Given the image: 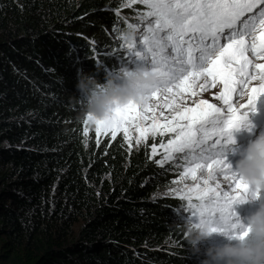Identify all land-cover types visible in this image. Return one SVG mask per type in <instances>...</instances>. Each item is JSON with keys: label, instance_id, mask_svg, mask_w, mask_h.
<instances>
[{"label": "trees", "instance_id": "trees-1", "mask_svg": "<svg viewBox=\"0 0 264 264\" xmlns=\"http://www.w3.org/2000/svg\"><path fill=\"white\" fill-rule=\"evenodd\" d=\"M117 5L118 0H0V195L13 205L1 204L0 232L8 239L0 242L24 256L23 264H57L60 252L74 253L79 243L101 237L122 243L130 239L127 232L140 234L138 239L179 234L171 220L177 199L150 197L169 180L155 162L160 156L149 150L152 142L136 145L122 132L113 139L111 132L96 134L91 127L87 136L80 133L81 109L71 99L79 95L77 73L103 81L104 71L117 62L105 58L106 65L95 66L90 54L99 53L89 42L106 40L103 30L111 25L106 19H114L107 8ZM56 220L54 229L82 220L84 237L58 243L49 226ZM102 225L103 235L96 229ZM36 241L40 254L29 252ZM62 247L58 254L55 249ZM81 250L85 264H133L140 256L138 247L136 256L122 257H110L105 248L111 259ZM150 253L182 264L168 250L144 254Z\"/></svg>", "mask_w": 264, "mask_h": 264}, {"label": "snow or ice", "instance_id": "snow-or-ice-1", "mask_svg": "<svg viewBox=\"0 0 264 264\" xmlns=\"http://www.w3.org/2000/svg\"><path fill=\"white\" fill-rule=\"evenodd\" d=\"M137 2L149 8L146 15L141 14V21L148 16L154 21L148 22L141 38L122 44L111 55L124 53L117 57L121 66L152 67L159 73V81L148 103L117 105L109 118L95 123V131H110L115 139L122 130L125 140H131L130 130L134 129L139 132L137 145L149 135L173 134L166 144L161 141L166 155L155 162L163 165L171 160L177 167L179 161L184 162L180 179L173 181L183 184L179 191L173 190L187 201L182 211L191 214L188 218L207 221L213 230L244 239L250 230L234 205L245 202L251 192L233 171L225 152L234 143L232 130L248 120L258 98L264 97V63L249 58V53L264 58V28L257 33V27L264 26V0H127L124 6ZM128 26L139 30L137 25ZM157 33L164 35L157 38ZM96 63L102 62L97 59ZM201 78L200 92L222 86L213 94L220 106L193 99L199 95L195 82ZM244 96L247 101L240 103ZM164 109L169 110L168 115ZM87 133L85 128V136ZM152 154H157L155 144Z\"/></svg>", "mask_w": 264, "mask_h": 264}, {"label": "rangeland", "instance_id": "rangeland-1", "mask_svg": "<svg viewBox=\"0 0 264 264\" xmlns=\"http://www.w3.org/2000/svg\"><path fill=\"white\" fill-rule=\"evenodd\" d=\"M127 3V0H118V5L115 7H111V8H107V12L109 11L110 14H108V17H112L114 18L113 20H108L111 23L110 27H105L104 28V34L106 35V40L104 41L103 39H99V38H93L90 39V46H95L96 48H94V50L98 51L99 54H95L94 51L93 53H91L90 55L92 56V59L94 60L93 63L96 66V61L97 59H99L102 63L97 64V66L101 65H106L104 59H111L114 60L116 63L115 65L112 66H108L107 70L104 71V73H107L108 71H114L116 69H118L121 66L120 60L117 58L120 55H123L124 53L122 52H118L116 54V56L111 55L112 52L116 49H119L120 46L122 44H124L119 36L118 33L120 31V27L122 26H126L128 27L129 24L132 25H137L139 30H136L137 32V38H141L144 35V29H146L149 24V21H154V17L148 16L146 20H143V22L141 21V14L146 15L149 11V8L147 7V5L145 4H141V3H134L132 4L130 7L129 6H124ZM117 10H119V17L117 16ZM246 15H248L246 13ZM264 26H262L263 28ZM261 28V29H262ZM115 29V30H113ZM103 31H101L103 33ZM164 35L163 33H157V38H159L160 36ZM95 42V45H93L92 42ZM98 49V50H97ZM89 55V56H90ZM264 62V58H261ZM256 62V61H255ZM260 62V61H257ZM134 66V65H129ZM203 82V78H201L199 81L195 82V90L198 91V93H200V85ZM252 84H257V81H252ZM220 85L217 84L215 88H210L213 89L214 91L218 90V87ZM161 95L163 96V93H161ZM193 99H202V97L200 96V94L193 98ZM205 99H209L208 97ZM247 101V96H244L239 102L240 103H245ZM152 104H155L156 101L155 99H153L151 101ZM188 105L191 106V100L187 101ZM260 106H263L264 104V97H260L258 98L256 104H258ZM165 114L168 115L169 114V110L168 109H164ZM248 119L251 120H255L257 119L254 115V112H249L248 113ZM86 118H83V124L81 125L80 128V133H85V128H90L92 129L93 132L95 131V125H90L89 122L85 123ZM257 130H255V133L253 134V137L257 134L256 132ZM110 132V131H109ZM118 132H122L123 131H118ZM104 133V132H102ZM96 134H98L96 132ZM85 135V134H84ZM124 135V134H123ZM130 136H131V140L130 142H132V144H136V139L139 137V132H137L136 130L132 129L130 130ZM173 137V134L171 133H165L163 137H161L160 135H157L155 137H152L151 135H149L148 139L144 142H141L142 144H147L148 141L152 142V145L155 144L157 146V154L159 157V160H163L166 153L164 151V149L162 147H160V143L161 141H163V143H167V141L169 139H171ZM155 142V143H154ZM3 146L1 147H8L6 146L7 143L6 142H2ZM137 145V144H136ZM152 145L149 146V150L152 151ZM152 154V153H151ZM225 155L227 157V161H231L234 163V161L238 158V157H234L231 154H229L228 150H226ZM4 160V159H3ZM181 166L177 167V164L173 163L171 160L165 162L163 165H160L164 168L165 172L169 173V180L166 181L165 184H159L157 186V188L151 193L150 197L153 199L155 197H161V196H172L175 199H177V201L179 203L176 204V206L172 209V214H173V218L171 219L173 221L174 227L177 229V232H179V234L177 236L176 233L173 235H167V234H162L161 236L155 237L154 235L152 236L150 235H146L143 236L138 239V237H140V234H135L133 232H127V235L130 239L129 240H125L122 243L118 242L116 240H110L106 237L104 238H97L95 239V241L91 242V243H87L85 242L84 244L79 243L81 246H74V247H79L81 249L86 248L85 253L92 255V256H97L100 254H103L107 259H111L110 257H117V256H123L122 254H131L136 256L135 254H133L132 252H134L135 250H137L138 247V254H140V256L135 257L134 258V262L136 264H171V263H167V261H165V259H163V257L161 256H156L153 254H149L146 255L144 253H148L149 249H164V250H168L170 251V253L173 255V257L176 260H180L179 262L183 264V261L185 262L184 264H201V261L203 259V255H193L191 252V246L188 245L187 243L183 244L182 241H180V238L184 237L183 236V230L182 227L180 226L181 223L184 222L185 219H187L191 214L190 213H186L183 212L182 209L183 207L187 204L186 200H181L180 196L178 194H175L173 192V190H177L179 191V189L183 188V184H179V183H173V181H178L180 179L179 173L183 172V161H179L178 162ZM10 163H7L5 166H9ZM186 183H190V181H185ZM221 182L223 183V180L221 178ZM2 181H0V190L2 188ZM258 201H264V192H261L258 196ZM8 207H13L11 201H8L7 197H5L4 195H0V212H4V207L1 206V204L5 203ZM251 201H245L243 203H239V204H235L234 208L239 209L238 212H236L237 214H242L245 211H252L253 209H251V207L249 205H251ZM255 205H257L258 202H254ZM50 209V205L48 206ZM176 210H181V211H176ZM48 213H50V211H48ZM249 213V212H248ZM247 213V214H248ZM193 219H196V217H192ZM1 222L4 220V217H1ZM7 221V219H6ZM59 221L56 220L54 222H52L51 224H49L50 227H52V230L50 231V234H54L55 233V238L57 239L56 241H58V243H63L64 245L68 244L71 241H76V239H80L84 237V225L85 223L82 220H78L75 223L72 222H66L64 226H62V228H57L54 229V226H59ZM105 225L99 226L97 227V231L101 232V234H105ZM64 229V230H63ZM63 230V231H62ZM57 234V235H56ZM1 239H8V236L5 232H0V240ZM225 241V237L222 234L219 233H214L213 237L210 238L208 241H205L202 245H201V249L203 250L204 248H206L209 244L211 243H222ZM10 242V239H9ZM24 242V241H23ZM12 243H16V246H19L18 243L15 240H12ZM62 244V245H63ZM30 245V244H29ZM34 244L31 243V246L29 248V252L30 253H36V254H40L41 252L38 250V248L41 246L40 242L36 241V245L37 246H33ZM110 249V253L109 256L104 253L105 248ZM116 247V248H115ZM140 247V249H139ZM78 249L77 251H75L74 253H70L67 257H58L56 258L58 261L57 264H85L87 263V261L85 260L84 262H81V252L82 250ZM184 250V251H183ZM131 252V253H130ZM174 253V254H173ZM176 254V255H175ZM185 256V258L183 257ZM200 256V257H199ZM193 257V258H192ZM186 259V260H185ZM25 261L24 256L22 257L20 254V257L14 255V253L10 250L7 249V247H4L1 242H0V264H23ZM172 262V261H170ZM133 263V264H135ZM53 264V263H50ZM89 264H98L95 261H91ZM109 264H113V263H109Z\"/></svg>", "mask_w": 264, "mask_h": 264}, {"label": "clouds", "instance_id": "clouds-1", "mask_svg": "<svg viewBox=\"0 0 264 264\" xmlns=\"http://www.w3.org/2000/svg\"><path fill=\"white\" fill-rule=\"evenodd\" d=\"M118 36L124 44H130L136 40L137 32L128 26L121 29ZM158 81L159 73L142 64L123 65L108 71L103 81L93 73L79 70L76 83L79 95L73 94L71 99L80 106L81 117L95 125L97 121L109 118L117 105L130 101L140 106L148 103L150 92ZM249 125L252 122L248 119L238 129L249 128ZM233 151L238 158L229 163L250 188L251 194L246 201L258 203L247 215L239 216L245 228L250 230L244 239L233 238L227 231L213 230V225L199 218H187L180 224L184 241L191 246L192 254L203 255L201 264H264V201H258V194L264 192V129L259 130L245 146ZM214 233L222 234L225 241L211 243L202 250L201 245Z\"/></svg>", "mask_w": 264, "mask_h": 264}, {"label": "bare ground", "instance_id": "bare-ground-1", "mask_svg": "<svg viewBox=\"0 0 264 264\" xmlns=\"http://www.w3.org/2000/svg\"><path fill=\"white\" fill-rule=\"evenodd\" d=\"M264 28V27H263ZM261 31V30H260ZM204 81L201 83L203 84ZM221 85L218 87V90L217 91H214L213 89H209L207 92H200V96L202 97V99H205V98H209L208 100L211 102V103H215L217 104L218 106H220V101H218L217 99L213 98V94L214 93H218L220 90H221ZM198 92V91H197Z\"/></svg>", "mask_w": 264, "mask_h": 264}, {"label": "water", "instance_id": "water-1", "mask_svg": "<svg viewBox=\"0 0 264 264\" xmlns=\"http://www.w3.org/2000/svg\"><path fill=\"white\" fill-rule=\"evenodd\" d=\"M71 245H73V244H71ZM70 245V246H71ZM70 246H68V247H70ZM68 247L67 246H65V248L66 249H68ZM64 247H62V248H57V249H55L56 250V252L58 253V252H60L59 250H63V249H65ZM59 254V253H58ZM68 254H66V253H64V254H62L61 252H60V254H59V256L61 257H65V256H67Z\"/></svg>", "mask_w": 264, "mask_h": 264}]
</instances>
